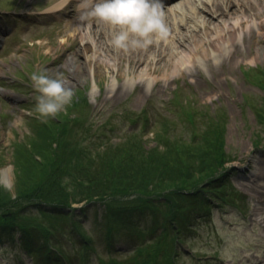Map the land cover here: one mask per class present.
Masks as SVG:
<instances>
[{
    "label": "rangeland",
    "instance_id": "obj_1",
    "mask_svg": "<svg viewBox=\"0 0 264 264\" xmlns=\"http://www.w3.org/2000/svg\"><path fill=\"white\" fill-rule=\"evenodd\" d=\"M14 1L0 0V27L6 32L0 34L4 39L0 46V190H13L12 148L37 137L42 131L39 121L48 132H59L71 142L80 137L88 149L101 150L103 143L110 149L123 142L143 148L157 146L166 153L172 144H183L185 152L193 150L202 140L194 141L192 133L223 118V149L228 159L218 182L226 197L224 201L213 199L209 212L191 223L194 229L181 233L184 241L176 245L175 262L264 264V122L258 120L259 112L264 115V59L249 61L245 57L253 54L257 36L243 33L235 42L236 54L223 52L215 62L207 55L188 66H173L165 55L148 57V81L146 76L137 77L143 65L133 57L128 59L127 49L117 48L114 55L105 53L103 35L107 33V42L109 32L104 28L97 35L98 26L83 21L86 26L77 27L86 36L78 35L72 27L79 23L74 20L79 14L70 9L45 12L56 0ZM179 1L187 9L191 0ZM80 2L75 0L77 5ZM167 4H160L162 14L169 15ZM91 24L94 32L89 30ZM207 37L198 33L179 49L192 53L193 42L198 39L204 44ZM259 39L264 42V36ZM144 49L152 50L149 45ZM34 72L66 80L64 86L73 92L71 102L54 118L41 119L36 111L39 93L31 79ZM179 138L183 140L175 142ZM176 156L175 152L167 158L170 161ZM23 203L27 214L36 215L50 227H60L62 219L44 216L41 207L53 215L61 208ZM94 204L72 202L67 211V224L79 218L92 240L90 246H84L65 233L68 240L62 236L60 241L65 243L68 263L61 259L63 264H104L109 258L133 264L130 257L135 248L151 245L159 231L147 228L143 236L120 230L109 249V241L102 235L105 208ZM31 239L33 243L35 239ZM37 255L27 250L20 234L14 239L0 235V264H42Z\"/></svg>",
    "mask_w": 264,
    "mask_h": 264
},
{
    "label": "trees",
    "instance_id": "obj_2",
    "mask_svg": "<svg viewBox=\"0 0 264 264\" xmlns=\"http://www.w3.org/2000/svg\"><path fill=\"white\" fill-rule=\"evenodd\" d=\"M258 120L264 122L260 112ZM216 121L218 124L209 123L201 132L192 133L194 141L202 140L193 150L185 152L183 144H172L166 153L157 146L143 148L141 144L123 142L110 149L108 143H103L101 150L88 149L80 137L71 142L59 132H48L39 121L42 131L37 137L12 148L14 183L11 192L0 190V235L14 239L20 234L27 250L38 254L42 264H63L67 262V249L60 239L63 236L65 242L68 240L65 233L90 246L92 235L82 221L78 218L69 225L66 221L72 202L85 200L104 205L105 218L101 221L104 232H101L109 241V249L120 230L143 236L147 228L158 230L151 245L135 248L130 257L132 263L177 264L176 245L184 241L181 233L194 229L191 223L209 212L213 199L224 201L226 197L218 182L228 159L222 140L224 119ZM172 152L177 156L170 162L167 157ZM23 202L61 208L53 215L41 207L42 212L46 211L44 216L62 219L60 227L58 224L50 227L36 215L27 214ZM22 236L30 239L24 240ZM31 237L35 239L33 243ZM103 263L119 264V261L109 258Z\"/></svg>",
    "mask_w": 264,
    "mask_h": 264
},
{
    "label": "bare ground",
    "instance_id": "obj_3",
    "mask_svg": "<svg viewBox=\"0 0 264 264\" xmlns=\"http://www.w3.org/2000/svg\"><path fill=\"white\" fill-rule=\"evenodd\" d=\"M80 1L77 5L75 0H56L47 7L45 12L70 9L74 14H79L74 18L75 22L79 23L74 24L72 27L73 32L78 35L86 36L82 32V29L86 26L82 24L86 22L98 26V28H95L98 30L97 35H101L103 31L100 29L104 28L105 31L109 32L108 41H110L106 42L107 39L104 35H107V33L104 34V42L102 41L105 44L104 51L107 54L114 55V50L117 47L113 46L111 38L113 33L119 30L118 26L111 25L90 14L89 8L93 0ZM180 3L179 0H171V3L167 4L169 15L162 14L166 29L163 35L156 36L153 34L146 43L129 45L125 48L128 50V59L133 57L135 61H139L143 65L137 75L138 78H145L144 76H146L149 81L150 73H148L145 66L148 64V57L154 58L155 55H165L172 60L173 66L175 63L179 66H188V64H193L197 59L199 60L207 55L214 58L213 61L215 62L217 56L223 52L227 55H234L237 52H235L237 49L235 42H238L243 33L249 36L253 34L257 36L254 40L253 54L251 56L245 55V57H249V61L264 59V42L259 39L264 36V0H191L187 9L182 7ZM233 10L237 14L230 12ZM83 21L86 22L83 23ZM92 24L90 27L93 26ZM79 25L83 27L81 31L77 27ZM90 27L89 30L94 32V28ZM112 31L114 32L111 33ZM198 33L208 36L206 43L203 44L200 40H195L192 44L194 46L191 49L192 53L188 50L179 49V45H183L192 36V39H194ZM145 45H149L152 50H145ZM106 47H109L108 50H106ZM118 49L123 50V48ZM67 61L71 63L69 57ZM63 83L65 84L67 81L63 80Z\"/></svg>",
    "mask_w": 264,
    "mask_h": 264
},
{
    "label": "clouds",
    "instance_id": "obj_4",
    "mask_svg": "<svg viewBox=\"0 0 264 264\" xmlns=\"http://www.w3.org/2000/svg\"><path fill=\"white\" fill-rule=\"evenodd\" d=\"M91 15L118 26L111 42L117 48L146 43L151 35L160 36L165 25L160 11V0H93ZM31 79L38 90L36 111L41 119L55 117L70 103L73 92L57 76L45 72L32 73Z\"/></svg>",
    "mask_w": 264,
    "mask_h": 264
}]
</instances>
